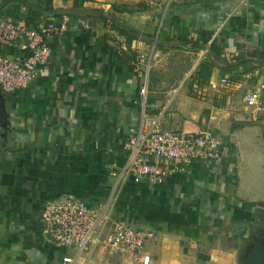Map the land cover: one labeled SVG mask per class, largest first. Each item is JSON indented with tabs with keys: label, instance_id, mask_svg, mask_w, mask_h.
<instances>
[{
	"label": "crops",
	"instance_id": "obj_1",
	"mask_svg": "<svg viewBox=\"0 0 264 264\" xmlns=\"http://www.w3.org/2000/svg\"><path fill=\"white\" fill-rule=\"evenodd\" d=\"M45 1L0 0V16L17 27L71 20L35 80L0 91V264H63L74 254L40 234L43 205L64 196L152 232L150 264H264V155L255 151L264 143V0H162L126 23L99 0L72 14L74 0ZM138 36L150 64L145 97L131 58L116 53ZM23 44H0V56L21 59ZM250 92L258 107L244 105ZM152 120L173 132L210 130L217 158L170 164L161 184L124 179L122 144ZM83 260L134 264L100 251Z\"/></svg>",
	"mask_w": 264,
	"mask_h": 264
},
{
	"label": "built area",
	"instance_id": "obj_2",
	"mask_svg": "<svg viewBox=\"0 0 264 264\" xmlns=\"http://www.w3.org/2000/svg\"><path fill=\"white\" fill-rule=\"evenodd\" d=\"M159 1L162 0H153ZM70 22L69 17L62 16L57 22L36 21L31 29H26L0 16V44L9 46L23 39L25 51L21 59L0 56L2 93L23 90L35 80L37 69L45 65L50 57L51 39L65 32ZM208 44L209 41L206 47ZM146 48L147 44L138 36L127 46H120L116 50L119 56L127 54L131 58L132 75L141 97L148 92L150 64ZM199 55H203V51ZM243 102L248 108L258 107L259 95L256 92L247 93ZM142 115L145 116V113ZM216 146L217 141L210 130L173 132L152 120L145 135L130 136L122 144L127 161L121 175L134 184H161L170 173V164L186 165L193 160H215L218 155ZM39 222L40 234L46 242L73 251L72 256L62 257L63 264H82L84 257H90L97 251L109 256L123 254L134 264H150L143 248L153 238L152 232L134 229L120 221H110L107 215L96 213L83 200L64 196L45 203L39 214Z\"/></svg>",
	"mask_w": 264,
	"mask_h": 264
},
{
	"label": "rangeland",
	"instance_id": "obj_3",
	"mask_svg": "<svg viewBox=\"0 0 264 264\" xmlns=\"http://www.w3.org/2000/svg\"><path fill=\"white\" fill-rule=\"evenodd\" d=\"M98 2L102 3V4H109L110 14H112V16H114L115 19H116V17L121 15V18H124L123 20L126 23V22L131 20L130 16L133 13H134L133 16H136L137 18L145 16L146 15L145 13L150 8V5L147 6V4H149L150 2L153 3V0H99ZM118 3H120V4H118ZM161 4H163V2ZM122 14H124V15H122ZM117 20H120V19H117ZM148 20L150 21V19H148V18L140 19L139 26H141L142 23H146ZM159 22H160V17L158 16V18L156 19L155 27H156V25L159 24ZM206 54H207V52H205L202 55L203 58L205 57V59L207 58ZM262 145L263 146H261V145L256 146L255 151L264 155V143H262ZM244 151H246V150H244ZM261 170H262V173L264 175V165H263ZM260 220H264V218L260 219Z\"/></svg>",
	"mask_w": 264,
	"mask_h": 264
},
{
	"label": "trees",
	"instance_id": "obj_4",
	"mask_svg": "<svg viewBox=\"0 0 264 264\" xmlns=\"http://www.w3.org/2000/svg\"><path fill=\"white\" fill-rule=\"evenodd\" d=\"M38 2H45L46 3V5H48V2H46L45 0H37ZM86 0H74V4H73V6H72V9L68 12V13H71L72 14V12L74 11V9L75 8H77V7H81V4L83 3V2H85ZM47 7L45 6V9H46ZM39 11H44V10H41L40 9V5H34V6H32V12L34 13V14H38L39 13ZM49 12V11H48ZM71 14H67V15H69L70 17H71ZM56 17V14H54L53 12H50V13H48V18L49 17ZM54 17V18H55ZM35 22V21H34ZM33 21H32V23H34ZM207 36H208V38L207 39H209V36H210V33H207ZM207 39H203V42H202V45H205L206 43H207ZM185 43H190V41H186ZM207 48H209L210 50H213L214 48H216L215 47V42L212 40V41H210L209 42V44L207 45ZM220 51H222V50H220Z\"/></svg>",
	"mask_w": 264,
	"mask_h": 264
}]
</instances>
